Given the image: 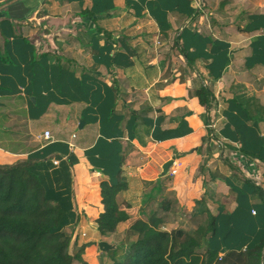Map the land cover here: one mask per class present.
<instances>
[{
    "label": "crops",
    "instance_id": "0c3cea01",
    "mask_svg": "<svg viewBox=\"0 0 264 264\" xmlns=\"http://www.w3.org/2000/svg\"><path fill=\"white\" fill-rule=\"evenodd\" d=\"M29 156L44 159L37 170L70 210V252L90 244V264L160 184L181 213L207 192L214 213L260 225L246 180L264 177V0H0V164ZM119 179L130 220L102 236L99 185Z\"/></svg>",
    "mask_w": 264,
    "mask_h": 264
},
{
    "label": "trees",
    "instance_id": "16d2710c",
    "mask_svg": "<svg viewBox=\"0 0 264 264\" xmlns=\"http://www.w3.org/2000/svg\"><path fill=\"white\" fill-rule=\"evenodd\" d=\"M195 94L209 111L213 92L201 86ZM242 152L245 156H255ZM43 161L29 156L14 164H0V264H90L82 255L90 244H84L75 254L70 252L72 235L65 230L70 210L57 199L37 170ZM227 162L233 169V164ZM246 185L264 204V188L250 179ZM99 186L104 211L97 219L98 231L102 236H110L121 223L130 220L119 204V195L127 184L120 179L115 183L104 180ZM163 192L160 184V188L144 196L141 210L144 217L130 225L128 232L133 240L127 245L126 253L121 256L117 249H111L107 252L109 262L101 264H264V221L260 222L261 228L251 244L243 245L245 248L227 246L219 250L213 240L220 235L219 229L228 238L236 225L224 209L214 213L209 208L207 199L211 195L206 192L196 200L192 213L207 215L197 229L167 231L161 228L164 219L160 211L172 206L168 199L160 203V210L148 208L164 196ZM90 251L88 257H95L96 253Z\"/></svg>",
    "mask_w": 264,
    "mask_h": 264
},
{
    "label": "rangeland",
    "instance_id": "374dc122",
    "mask_svg": "<svg viewBox=\"0 0 264 264\" xmlns=\"http://www.w3.org/2000/svg\"><path fill=\"white\" fill-rule=\"evenodd\" d=\"M219 149V148H218ZM237 171V170H236ZM238 172V171H237ZM251 174V173H249ZM255 174V173H254ZM264 175V174H263ZM241 179H245V176L240 175ZM250 179H256L255 181H257V183L263 184L264 185V177L261 180V174H251V178ZM254 181V180H253ZM166 199L167 196H161L158 197V199L156 201H154L153 203H151L148 208H154V209H158L160 210V203L163 201V199ZM168 199V198H167ZM170 200H168L170 202V204H172V206L169 209H164L163 211H160V215L163 217L164 219V223L161 225V228L164 230H173L176 228H184L185 230L191 231L196 229L205 219H206V215L202 214V215H193L191 213H187V212H183L181 213V211L179 212L178 210V205L176 204V200L174 198L173 195H170ZM254 210L259 211V206L253 207ZM171 211V212H170ZM244 225L242 226H238L236 225V228L234 229V233L226 238L223 236L222 232H221V228L220 230V235H217L213 240H215L214 245L216 248H219V250H225V247H230V248H239V246H243L246 244H251V240L254 237V234L256 235L257 230H260L261 225H258V221L248 217L244 219ZM123 229V230H122ZM121 231L118 230V232H116L114 235L110 236L109 240H106L108 242H110L113 245H118L120 246L119 248H116L118 251V255H123L124 250L123 247H127V245L133 240V237L129 236V232H128V227L122 228ZM212 240V241H213ZM243 248H245L243 246ZM70 251H71V247H70ZM96 253V251H94ZM97 256V253H96ZM95 256V257H96ZM88 257V256H87ZM95 257H88L93 259ZM100 257V256H99ZM105 258V256H104ZM104 262H109V257L106 258V261ZM102 262V263H104ZM75 264H80L79 262H76Z\"/></svg>",
    "mask_w": 264,
    "mask_h": 264
},
{
    "label": "water",
    "instance_id": "95a60500",
    "mask_svg": "<svg viewBox=\"0 0 264 264\" xmlns=\"http://www.w3.org/2000/svg\"><path fill=\"white\" fill-rule=\"evenodd\" d=\"M81 123H83V121H81ZM82 127V126H80ZM173 160L168 161L164 166H163V175L168 173V170L170 168V166L173 164ZM99 248L100 250L104 251V252H108L111 249H114V246L109 244L107 241H101L99 243Z\"/></svg>",
    "mask_w": 264,
    "mask_h": 264
},
{
    "label": "built area",
    "instance_id": "2783aa9c",
    "mask_svg": "<svg viewBox=\"0 0 264 264\" xmlns=\"http://www.w3.org/2000/svg\"><path fill=\"white\" fill-rule=\"evenodd\" d=\"M209 128H212V126H209ZM52 137H53V136H52V134H51V132H50L49 130H47V131L44 132V139H45V140H50V139H52ZM74 137H75V135H74ZM70 146H71V148L74 147L73 145H70ZM53 164H54L55 166H57V165L60 164V161H59L58 159H54V160H53ZM253 213L255 214L256 211L254 210Z\"/></svg>",
    "mask_w": 264,
    "mask_h": 264
}]
</instances>
